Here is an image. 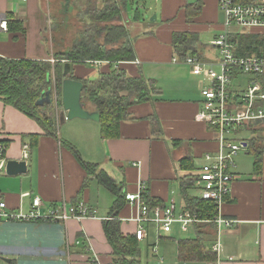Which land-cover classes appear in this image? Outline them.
Segmentation results:
<instances>
[{
	"label": "crops",
	"instance_id": "1",
	"mask_svg": "<svg viewBox=\"0 0 264 264\" xmlns=\"http://www.w3.org/2000/svg\"><path fill=\"white\" fill-rule=\"evenodd\" d=\"M124 1L115 2L120 19L105 22L102 30L121 27L126 31L125 39L104 47L103 32L87 44L89 47L100 44L105 50L130 45L134 60L116 65L131 77L141 75L158 93L151 94L150 101L129 106L115 138H102L99 123L79 119L65 121L61 127L57 124L56 134L47 135L35 119L0 101L4 160L25 161L27 166L26 174L14 177L0 172V202L5 203L6 209L28 213L32 200L38 198L41 214L53 206L69 207L78 202L97 212L94 218L64 222L0 221V264L113 263L115 257L104 232V222L114 215L111 220L120 223L122 236L134 235L137 209L125 201L124 195L135 194L139 183L146 186L149 206L157 203L153 207L163 208L174 203L177 210L193 211L191 207L201 201L194 185L197 171L205 163V155L215 157L221 144L215 129L198 118L203 108L201 90L208 81L192 75L183 61L188 57H198L204 63L219 61V52L211 45L223 31L218 0H138L139 9L131 20L127 18ZM66 3L0 0V15L22 22L24 29L22 33L0 32V56L54 65L58 54L72 51L74 46L66 44L64 32L71 29L69 24L74 16L70 11L73 13L76 8L72 2ZM106 3L104 0L105 8ZM142 12H146V19ZM100 18L101 15L102 21ZM241 35L242 39H231L235 50L239 41L244 42V35L264 38V29ZM203 37L207 42H203ZM174 59L178 62L173 63ZM108 70L107 62L87 61L73 65L72 75L77 80L96 81ZM260 79L264 82V77ZM251 80L252 77L235 74L229 93L234 97L240 95ZM88 110L94 111L90 106ZM151 117H155L153 123ZM254 131L264 132V127L238 131L232 137L233 141L246 145L240 151L245 155L233 160L236 179L230 185L220 215L237 223L222 228L220 234L212 224L191 227L187 231L191 237L174 241L172 264H264V152L255 170L252 149L247 147L248 142L252 146L259 138ZM247 133L250 137H245ZM24 146L28 147L27 159L23 158ZM82 163L97 165V172L109 176L120 186L121 193H112L99 185L97 175L88 174ZM190 183L187 201L181 191ZM118 200L121 208L114 210ZM199 227L201 233L197 236ZM144 228L146 238L137 241L139 264L140 244L152 247L151 253L156 256L157 244L169 243L175 236L173 227L170 233L162 234H158L153 224H145ZM178 230L188 234L179 226ZM197 238L202 239L203 251L211 254L213 261L180 260L179 243ZM216 242L220 244L218 254L212 251ZM159 262L163 263V259L159 258Z\"/></svg>",
	"mask_w": 264,
	"mask_h": 264
},
{
	"label": "built area",
	"instance_id": "2",
	"mask_svg": "<svg viewBox=\"0 0 264 264\" xmlns=\"http://www.w3.org/2000/svg\"><path fill=\"white\" fill-rule=\"evenodd\" d=\"M24 1V0H20ZM223 15V31L216 36L211 45L219 52V61L204 63L198 57H188L183 63L194 76L203 77L208 84L201 90L203 108L198 118L215 129L221 144L219 153L212 157L205 155V163L198 170L194 182L199 191L200 200L213 207L212 218H202L196 211L177 210L174 203L167 207H150L145 198L146 186L139 183L135 194H125L124 199L137 209L133 220L136 224L135 238H146L145 224L155 225L158 234L170 233L174 225L187 232L197 224L214 225L217 233L229 228L237 221L228 220L220 215V208L230 192V185L236 179L232 172L234 156L242 150V142L232 137L238 131L264 127V58L255 55L238 56L231 39L253 29H264V0H218ZM5 16L0 15V32H7ZM178 62L173 60V63ZM214 68L219 69L216 73ZM242 74L252 77L245 91L236 97L229 93L232 76ZM6 146L0 142V172H5L4 153ZM23 158H28V147L24 146ZM24 197L28 194H24ZM40 199L34 198L28 213L11 212L0 202V221L36 222L40 220L64 222L70 219L82 220L94 218L97 214L83 202L69 207L53 206L47 213H40ZM220 244L216 242L212 251L219 253ZM89 264H100L91 261ZM113 264V263H110Z\"/></svg>",
	"mask_w": 264,
	"mask_h": 264
},
{
	"label": "trees",
	"instance_id": "3",
	"mask_svg": "<svg viewBox=\"0 0 264 264\" xmlns=\"http://www.w3.org/2000/svg\"><path fill=\"white\" fill-rule=\"evenodd\" d=\"M120 1V0H119ZM115 3V2H114ZM116 5V4H115ZM106 6L101 14L103 22L120 19V11L116 6ZM110 12V14H107ZM8 20V33L24 32L22 22L11 17ZM105 32L104 42L118 43L125 39L126 31L121 27H109ZM242 35H236L233 41ZM244 42L237 43L236 54L238 56L255 55L264 58V38L260 36L244 35ZM80 51H69L67 54H59L54 65L49 62L10 60L0 58V101L14 106L18 111L35 119L45 134L54 136L57 124L53 119L52 112L61 109V83L63 80L62 67L70 63L71 68L75 64H85L87 61H101L109 64V70L102 74L99 80H79L83 83L82 101L86 108L91 105L93 110L100 114V134L102 138H115L118 135L119 123L127 116V109L132 104L144 103L151 100V94H157L151 82L139 77H131L126 70L116 65L120 62H132L134 60L132 48L128 44L119 45L117 49L105 50L100 44L89 47L82 43ZM116 65V66H114ZM72 70V69H71ZM71 78L75 79L71 73ZM77 80V79H76ZM152 87V90L149 88ZM51 89L53 103L49 106L38 107L36 101L42 94ZM90 104V105H89ZM47 111L51 112L50 115ZM155 117H151L152 123ZM33 139V138H32ZM35 141V138H34ZM253 141V139H252ZM250 141V142H252ZM250 147L254 157V169L260 166V155L264 152V140L255 139ZM88 174H96L98 184L111 191L121 193V188L104 172H97V165L82 163ZM191 187H183L181 193L188 201L186 192ZM190 201L188 203H191ZM121 201L114 205V210L121 208ZM157 203L150 204L152 208ZM202 218L214 216L213 207L210 203L198 201L191 207ZM213 227V226H212ZM197 229V236H200ZM104 232L110 243L115 259L113 264H139V248L135 235L122 236L120 223L117 220L104 222ZM179 258L182 261H213L211 254L203 251L202 239L185 240L179 243Z\"/></svg>",
	"mask_w": 264,
	"mask_h": 264
},
{
	"label": "rangeland",
	"instance_id": "4",
	"mask_svg": "<svg viewBox=\"0 0 264 264\" xmlns=\"http://www.w3.org/2000/svg\"><path fill=\"white\" fill-rule=\"evenodd\" d=\"M66 1L67 3L69 2V0H62V3H66ZM105 1H107L106 5L110 7H113L116 4L114 2H117V4H119L120 2L119 0H105ZM70 2H72L73 7L76 8V11H74L73 13L72 11H70L71 15L74 16V19L69 24L71 29L68 31L65 30L64 32L67 35L66 44H68V46L71 45L70 48L74 46L72 48L74 51H80V48L83 47L81 46L82 43H85V44L88 43L89 40L92 38H95L96 35H98V37H101V35L99 34L101 30L103 29V27L106 26L105 22L99 20V17L101 15L100 12L104 11L105 9L104 0H72ZM70 2L68 3V5L70 4ZM124 3L127 6L126 7L127 18L131 20L132 16L134 15V12H136V10L139 9L137 8L138 0H125ZM107 14H110V12H107ZM142 15H143V19L147 18L146 12H142ZM112 24L113 23L111 24L108 23V26ZM74 33L76 35H75V38L73 39ZM69 39H70L69 41L70 44L68 43ZM203 40H204L203 42H207L205 40V37H203ZM79 41H81V43L76 44ZM103 45H105L104 47H106V44H103ZM57 56L55 57L56 59H57ZM214 70L216 71V73L220 72L218 68H214ZM90 107L93 109L91 105ZM58 110L59 109H56L52 112L53 119L55 118L56 124H58V120H57ZM47 114L50 115L51 112L47 111ZM254 132H258L256 133V136L259 137L258 138L259 140H264V132L262 131H254ZM249 134L248 133L245 134V137L247 136L250 137ZM244 155L245 154H243V152L241 153L239 151L237 155L234 156L233 160H236L238 157H241V156L243 157ZM174 231H175V234H174L175 236L173 237L174 239L173 241H170L169 243L157 244V255L156 256H154L153 253H151L152 247L146 248V244H140V254H141L140 263L141 264H172L174 262L173 253L176 249L174 241H178L179 239H187L191 237L190 232L189 233L187 232L188 234L181 233L178 230V226L176 225L173 226V232ZM146 249H148L149 251L148 255L146 254ZM159 258L163 259V263L159 262ZM191 264H198V263H191Z\"/></svg>",
	"mask_w": 264,
	"mask_h": 264
},
{
	"label": "water",
	"instance_id": "5",
	"mask_svg": "<svg viewBox=\"0 0 264 264\" xmlns=\"http://www.w3.org/2000/svg\"><path fill=\"white\" fill-rule=\"evenodd\" d=\"M155 20L154 17L152 19ZM1 59H4L0 56ZM71 64L65 63L62 67L63 80L61 83V110L58 113V124L63 125L65 121L75 119L100 122V114L96 111H90L86 108V104L82 101L83 83L79 80L71 78ZM51 89L45 91L36 101V106L44 107L53 103L51 98ZM243 147L246 145L243 144ZM27 173L25 161H8L5 166V174L14 177ZM114 215L108 220L113 219Z\"/></svg>",
	"mask_w": 264,
	"mask_h": 264
}]
</instances>
